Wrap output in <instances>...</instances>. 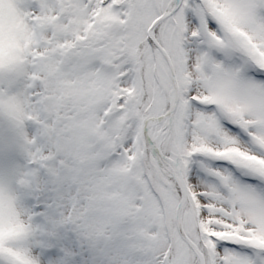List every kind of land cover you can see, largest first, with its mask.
I'll use <instances>...</instances> for the list:
<instances>
[{"label": "snow or ice", "instance_id": "obj_1", "mask_svg": "<svg viewBox=\"0 0 264 264\" xmlns=\"http://www.w3.org/2000/svg\"><path fill=\"white\" fill-rule=\"evenodd\" d=\"M0 264H264V0H0Z\"/></svg>", "mask_w": 264, "mask_h": 264}]
</instances>
